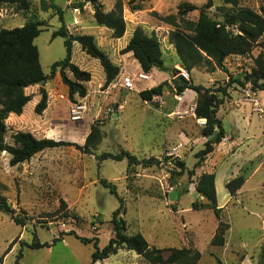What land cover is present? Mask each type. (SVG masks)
<instances>
[{
    "label": "rangeland",
    "instance_id": "374dc122",
    "mask_svg": "<svg viewBox=\"0 0 264 264\" xmlns=\"http://www.w3.org/2000/svg\"><path fill=\"white\" fill-rule=\"evenodd\" d=\"M98 1L104 10H110L115 0ZM129 1L122 0L126 28L120 38L112 37L110 29L95 23L90 0H29L27 10L15 4L0 3V28L22 26L32 15L45 22L34 38L45 78L39 84L24 88L32 97L21 114H9L5 119L4 140L12 144L11 134L20 130L37 138L82 145L90 125H97L103 133L100 142L92 148V154L65 145L45 148L28 160L11 165L10 155L0 152V196L14 209V218L24 221V225L18 224L10 213L0 209V264H14L19 253V264H159L125 247L92 262L93 244L82 243L73 235L65 234L73 230L79 236H96L99 248L112 236L110 218L119 201L100 183L101 179L110 181L122 199L125 212L120 216L125 220L127 235L140 232L150 247L198 250L200 258L195 264H219L217 260L222 264H240L243 259L258 264L264 247V90H253L249 83L243 86L232 83L216 113L221 122L234 121L239 132L243 128L256 132L258 135L251 139L263 147L262 151L256 154V143L249 141L248 147L243 145L240 152L233 153L236 147H230L229 139L223 136L213 144V151L202 163L195 166L196 152L203 148L207 139L214 138L217 129L210 137L201 135L204 119L196 118L193 112L196 93L188 89L179 94L175 91L178 74L174 70L183 67L168 40L174 26L164 18L173 16L180 25L181 19L194 21L199 9L181 18L178 4L188 2L199 8L205 0ZM79 3L82 7H76ZM51 4L60 8L68 32L93 35L110 61L120 66L114 79L129 76L134 80L132 89L118 86L108 91L103 85L104 71L98 59L87 55L79 43L73 42L71 61L90 73V79L84 83L86 96L75 95V101L81 100L86 105L79 121L69 119L68 111L73 101L68 99V90L60 80L58 68L50 70L51 64L65 55L63 38L51 37L52 31L61 25L58 12ZM262 4L264 0H239V5L254 10ZM230 9L231 5L223 0H212L206 13L222 21L223 12ZM136 27L157 36L166 66L164 71L147 72L149 79L146 80L136 78L140 71L137 60L119 52ZM261 40H264V33ZM259 53L264 56V48L256 46L248 55L226 57V71L217 67L211 70L203 63L196 65L188 72V79L204 86L225 85L228 74L242 78L249 72ZM66 73L71 76L67 69ZM160 83L163 84L161 94L154 95L151 100L140 98L141 89ZM43 92L47 96L46 107L36 113L35 105ZM258 109L262 111L261 117ZM174 147L177 153H171ZM121 149L138 159L155 157L159 162L146 167L133 165L127 170L126 159L96 158L102 152L117 153ZM177 162H183L184 167L180 168ZM258 163V168L252 172ZM190 170L194 172L192 175L188 174ZM204 171L216 175L217 204L222 208L219 217L213 209L192 208L194 201L202 200L194 186ZM236 173L249 174V178L240 194L232 197L225 182ZM61 200L65 201L66 208H60ZM221 222L227 225L224 243L214 245L211 239ZM55 237L59 239L50 246L33 249L27 245L34 239L51 243ZM10 243L12 246L6 252ZM167 254V250L160 253L162 259Z\"/></svg>",
    "mask_w": 264,
    "mask_h": 264
},
{
    "label": "trees",
    "instance_id": "16d2710c",
    "mask_svg": "<svg viewBox=\"0 0 264 264\" xmlns=\"http://www.w3.org/2000/svg\"><path fill=\"white\" fill-rule=\"evenodd\" d=\"M130 0L129 3H131ZM15 4L19 9L27 10L29 0H0V3ZM224 3L230 4L231 9L223 12V20H216L207 15L206 10L212 5V0H205L201 7L188 2L178 4V14L181 18L190 11L199 9L196 20L181 19L182 25L171 17H165L174 26L169 33L168 40L173 45L175 53L184 69L188 72L199 64H206L210 69L215 67L226 71L224 59L228 56H245L248 55L256 46L264 48V40L261 36L264 33V4L260 5L258 10L251 9L246 6L239 5V0H223ZM92 8V17L99 26L107 27L111 30L112 37L120 38L126 28L125 19L123 17L122 0H115L113 8L104 10L103 5L98 0H90ZM82 3L76 7H82ZM45 9L44 5H41ZM58 12L61 25L51 33V37L60 36L63 38L65 47V55L61 60L51 64V72L58 68L61 82L66 85L68 99L75 101V95L78 97L86 96L87 89L85 82L90 79V73L80 69L78 65L71 61L72 43L77 42L80 48L90 57L98 59L104 71V86H107L120 72L118 65L112 63L107 54L96 44L95 38L91 34L86 33H70L67 31L60 8L51 4ZM45 22L32 15L30 19L19 27L0 28V152H7L9 163L15 165L19 162L28 160L35 153L45 148L71 145L84 153H93V147L102 139L103 133L100 128L92 124L89 132L82 145L64 141L55 140L53 138H37L28 131H16L11 134L12 144L4 140L7 127L5 119L9 114L19 115L24 105L31 99L32 95L24 92V88L41 83L45 74L42 71L39 62V53L34 38L41 31L40 26ZM120 54L131 52L144 72L152 69L164 71L166 66L162 59L160 42L154 33L147 34L141 28L133 29L127 43L119 50ZM254 65L249 72H245L242 78H234L228 74V80L225 85L220 86H204L194 83L191 79H184L178 76L175 81L176 93H182L186 89H190L196 93L195 106L193 109L196 118L204 119L203 126L200 130L201 135L210 137L214 134L213 139H207L203 148L196 152L198 166L213 151V144L218 143L224 136L221 119L217 117L218 105L227 96L228 87L232 83L245 85L250 84L253 90H264V56L259 53L254 59ZM66 69L70 72L68 76ZM163 84L160 83L150 88L141 89L138 94L143 100H151L154 95L161 94ZM46 93L41 94L40 101L35 105V112L41 113L46 107ZM97 160L126 159V168L133 165L151 166L157 164L159 160L155 157L138 159L128 150L121 149L117 153L102 152L96 155ZM180 168H183V162H177ZM194 172L190 170L189 175ZM247 174L239 173L230 178L225 183V187L230 196L234 197L238 189L242 186ZM214 172H202L196 179L195 191L202 200L194 201L192 208L195 210L210 208L213 209L215 215L219 217L221 207H218L215 189ZM100 183L109 189V192L115 195L119 201V205L112 211L110 222L112 225V236L102 247H98V237H85L77 235L73 230L67 231L65 234L73 235L82 243H92L93 251L91 252V261L95 262L107 258L111 254H115L119 248L125 247L133 250L136 254L142 255L151 263L159 264H195L199 258L198 250L189 248H157L150 247L140 232L131 235L125 233V220L120 216L124 213L122 199L117 195L115 186L106 179H101ZM60 208H66V203L61 200ZM0 209L10 213L14 222L24 225L23 220L14 218V209L8 204L3 196H0ZM67 212H65L64 215ZM227 228L222 222L218 225L214 233L211 243L214 245H223L224 232ZM58 237L53 238L51 243L40 242L34 239L27 244L28 247L37 249L50 246ZM12 243L8 246L7 251L11 248ZM167 250L168 254L162 259L160 253ZM21 254H17L14 264H19ZM222 264L220 260H217ZM258 264H264V247L261 250Z\"/></svg>",
    "mask_w": 264,
    "mask_h": 264
},
{
    "label": "built area",
    "instance_id": "2783aa9c",
    "mask_svg": "<svg viewBox=\"0 0 264 264\" xmlns=\"http://www.w3.org/2000/svg\"><path fill=\"white\" fill-rule=\"evenodd\" d=\"M73 10H77V8H74ZM177 74H178V76H181L184 79H188V77H189L188 71L184 68H181L180 70H178ZM136 78L141 79V80H146V79H149V74L147 72L140 70L139 72H137ZM118 86H121V87H124L127 89H132V88H134V80L132 79V77L123 76L119 79L112 80L106 86V89L108 91H111L112 89H114L115 87H118ZM85 110H86V105L83 101H81V100L73 101L70 104L69 111H68L69 119L71 121L81 120L84 116ZM256 111L258 112L259 117H261L262 111L260 109H258ZM263 136H264V132H263ZM171 153H177L176 147H174L172 149Z\"/></svg>",
    "mask_w": 264,
    "mask_h": 264
},
{
    "label": "crops",
    "instance_id": "0c3cea01",
    "mask_svg": "<svg viewBox=\"0 0 264 264\" xmlns=\"http://www.w3.org/2000/svg\"><path fill=\"white\" fill-rule=\"evenodd\" d=\"M121 49V48H120ZM126 55L128 54V55H132L131 54V52H127V53H125ZM137 64H138V62H137ZM116 65H118V64H116ZM138 67H139V69H140V66H139V64H138ZM119 68H120V66H119ZM141 70V69H140ZM188 90H190V89H188ZM222 127H223V129H224V131H225V134H224V136H226V138L227 139H229V145H230V147H232V146H235L236 147V151H234L233 153H235V152H240L239 150L241 149V147L243 146V145H246V147H248V145H247V143L249 142V141H252V142H255L256 143V145H254V146H256V154L258 153V151L259 150H261L262 151V148L263 147H259V145H258V143L254 140V139H251V138H253V137H255L256 135H258L256 132H254V131H249L248 130V128H247V130L246 129H242V132L240 131L239 132V128H238V126L234 123V121H231V122H228V121H222ZM259 134H260V132H259ZM259 148V149H258ZM233 153H231V154H233ZM251 161V160H250ZM249 161V162H250ZM244 163H246V160L242 163V164H244ZM258 166H259V163H258V165L257 166H255L254 168H253V170H251L252 172H254L257 168H258ZM241 167V166H240ZM240 167H239V169H240ZM239 169H238V171H239ZM252 174V173H251ZM236 175H237V173H236ZM248 178H249V174H248V176L246 177V179H245V181H244V183L242 184V186L238 189V191H237V193H236V195H239L240 194V191L242 190V187L245 185V182L248 180ZM228 181V180H227ZM216 182V175H215V181H214V183ZM226 183V182H225ZM215 188H216V184H215ZM240 264H250V262H248V260L247 259H243V260H241V263Z\"/></svg>",
    "mask_w": 264,
    "mask_h": 264
},
{
    "label": "water",
    "instance_id": "95a60500",
    "mask_svg": "<svg viewBox=\"0 0 264 264\" xmlns=\"http://www.w3.org/2000/svg\"><path fill=\"white\" fill-rule=\"evenodd\" d=\"M174 71H175L174 73L177 74L178 71H177V70H174ZM42 91H43V88L41 87V92H42ZM193 109H194V108H193Z\"/></svg>",
    "mask_w": 264,
    "mask_h": 264
}]
</instances>
